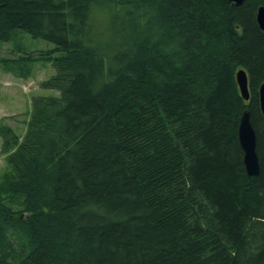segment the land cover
<instances>
[{
    "label": "trees",
    "instance_id": "1",
    "mask_svg": "<svg viewBox=\"0 0 264 264\" xmlns=\"http://www.w3.org/2000/svg\"><path fill=\"white\" fill-rule=\"evenodd\" d=\"M260 6L0 0V42L19 31L50 45L1 59L4 71L53 69L23 134L0 126V196L20 200L0 198V264H264ZM246 109L254 177L236 133Z\"/></svg>",
    "mask_w": 264,
    "mask_h": 264
},
{
    "label": "rangeland",
    "instance_id": "2",
    "mask_svg": "<svg viewBox=\"0 0 264 264\" xmlns=\"http://www.w3.org/2000/svg\"><path fill=\"white\" fill-rule=\"evenodd\" d=\"M48 48H50V45L45 41L30 39L27 34L18 31L10 41L0 42V60L12 59L21 51L37 50L40 52ZM52 74L51 64L39 62L32 65L27 78L21 79L5 72L0 63V126H8L16 134L22 135L28 121L32 97L51 94V92L41 88V83ZM8 172L9 167L0 154V180ZM0 198L3 204L8 207L20 208L19 198L12 200L7 194L1 195Z\"/></svg>",
    "mask_w": 264,
    "mask_h": 264
},
{
    "label": "water",
    "instance_id": "3",
    "mask_svg": "<svg viewBox=\"0 0 264 264\" xmlns=\"http://www.w3.org/2000/svg\"><path fill=\"white\" fill-rule=\"evenodd\" d=\"M226 1L234 5H239L242 2V0H226ZM256 21L260 29L264 31L263 6H260L257 9ZM236 82L238 88L240 89L241 97L245 101H248L249 100L248 80H247V75L242 70L236 73ZM258 101H259L260 111L264 116V84H262L258 88ZM237 138H238V143L243 152V163L244 166L246 167L247 174L253 176L257 173L258 162L255 152V145H254L255 143L254 132L251 127L250 114L247 109L244 110L240 115Z\"/></svg>",
    "mask_w": 264,
    "mask_h": 264
},
{
    "label": "bare ground",
    "instance_id": "4",
    "mask_svg": "<svg viewBox=\"0 0 264 264\" xmlns=\"http://www.w3.org/2000/svg\"><path fill=\"white\" fill-rule=\"evenodd\" d=\"M258 24V23H257ZM260 28V27H259ZM240 70H242L245 74H246V72L243 70V69H239V70H237L236 71V73L238 72V71H240ZM236 73L234 74V76H235V79H236ZM262 84H264V82L263 83H261L258 87H260ZM239 89V88H238ZM239 92H240V89H239ZM240 95H241V92H240ZM262 114V113H261ZM263 116V115H262ZM264 117V116H263ZM250 122H251V120H250ZM238 125H239V121H238ZM238 125H237V128H236V133L238 134ZM251 127H252V130H253V132H254V137H255V143H254V145H255V152H256V157H257V162H258V170H257V173L255 174V175H253V177L254 176H257L258 174H259V172H260V162H259V157H258V154H257V151H256V131H255V129H254V127H253V125H252V123H251ZM238 139V138H237ZM239 144V143H238ZM239 148H240V151H241V164H242V167H243V171H244V174L246 175V176H248V177H250V176H252V175H248L247 174V171H246V167L244 166V163H243V152H242V149H241V147H240V145H239Z\"/></svg>",
    "mask_w": 264,
    "mask_h": 264
}]
</instances>
